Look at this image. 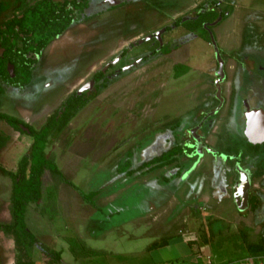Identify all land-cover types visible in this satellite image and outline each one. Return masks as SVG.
I'll return each mask as SVG.
<instances>
[{
    "label": "rangeland",
    "instance_id": "rangeland-1",
    "mask_svg": "<svg viewBox=\"0 0 264 264\" xmlns=\"http://www.w3.org/2000/svg\"><path fill=\"white\" fill-rule=\"evenodd\" d=\"M158 10L163 12L162 9ZM11 11L12 8L6 14L9 15ZM186 11L190 10L173 8L170 9L169 14L163 16L162 13L159 15L156 9L148 8L145 13L143 12V17L146 16L143 20L145 24L138 15L140 19L138 25L141 29H147L151 20L150 15L154 16L153 21L151 20L153 27L150 29L154 31L157 25L171 24L176 17L185 14ZM110 15H112L109 23L111 26L115 24L111 23V19L117 21L119 17H117L118 13H111ZM130 17V13L126 15V18ZM87 27L89 28L86 24L79 23L55 45L54 49L51 48L54 51L53 54L55 51L58 54L62 52H58L57 47L64 41L66 43L64 47H70L73 43L69 45L68 43L78 41L76 52L79 54L88 51L91 54L96 44L94 43L92 46L89 43L91 33H88L90 29ZM95 30L92 34L96 38L98 32ZM179 37H181L179 32H170L167 36L173 40L174 43L172 44H178L181 41ZM197 37L198 39L192 43L188 42L181 46L173 55L162 56L154 61H151V57H147L145 58L147 59L146 63L140 62L141 64L133 67L130 72L112 78L109 86L97 93L63 131L53 133L50 136L46 153L50 158L55 159L59 170L67 181L72 182L86 195L100 188L106 191H102L103 194L117 192L121 195L110 205L109 212L115 213V210L119 209V217H114L111 226L112 229L118 225L122 228L110 232L106 237L92 238V241L89 238L91 248L105 251L106 254L102 256L89 255L91 259L80 261V264H237L246 257L245 241L240 237L241 235L237 234L241 228L237 230L238 227L235 223L233 225L228 223L229 231L220 234L214 233L211 227L197 231L201 228L202 217L204 216H206L204 224H207V227L214 223H211L214 215L219 214H215V210L221 209L222 216L225 213L238 217L235 203L232 201L230 183L225 178L220 184L218 183L220 178L213 173L212 180L206 182L207 184L204 186L205 198L202 197L204 207L199 206L200 208L195 210L196 216H191V224L194 227L192 230L195 234L190 232L189 235L192 238L190 242L194 245L188 246L186 242H183L186 237L184 236L186 235V227L179 228L182 226L179 224V220L183 218L177 219L179 210L173 209L168 214L169 222L166 223L165 228L164 219L159 217V214L166 212L169 209L168 206L155 212V215L151 217V225L146 226L144 214L147 211L146 208L150 206L146 200L151 198L150 194L154 190L148 185L144 186L138 183L126 189L121 182L123 176H117V165L126 159L127 153H133V166L156 156L160 146L164 147V144L160 143L158 139L167 136L165 135L167 125L178 116V113H184L188 106H191V109H198L202 105L204 97L201 95L204 92L202 88H200V92L198 87L202 86L203 83L199 84L200 82H198V70L210 75L211 78L207 76L205 81L213 80L217 58L214 47L206 40ZM85 41L88 45H84ZM121 41L122 39H115L114 43L109 42L111 47L114 46V49L113 52L107 53V56L99 54L91 57L92 55H90L87 66L93 65V69L103 67L105 60L107 61L119 53L121 45L127 46L129 44V41H125L118 47V42ZM185 49L187 51L183 53ZM102 53L105 54L106 52L103 51ZM63 56L66 57L65 54H59V56L55 54L51 58L45 59L43 66L48 65L52 69L66 71L69 65L63 63V67L59 68L57 67L58 63L54 62V60H62ZM138 57L132 56V61ZM177 61L188 63L192 68L198 69L185 74L180 79L173 80L171 67ZM37 68L39 74L40 65ZM50 72L52 70H47L45 73ZM34 85L28 92L38 96L37 84ZM203 86L205 93L208 92L210 84L205 82ZM65 93V89H56V93L51 94L49 99H43L40 104L42 110L35 109L33 112L31 110H14V107L10 106L13 99L11 100L9 97L8 99L5 96L2 98L3 105L0 110L22 119L37 129L64 98ZM0 129L10 138L6 148L0 152V164L10 171H15L19 159L28 152L32 140L28 136L13 132L4 123H0ZM162 173L164 171L158 172L159 175ZM147 181L148 178L143 180L144 183ZM187 181L192 183L194 181L193 176ZM161 189H163L162 186L159 187V190ZM10 194L11 180L0 173V223L2 224L9 221ZM61 194L63 198L59 200ZM76 194L82 199L81 195L74 192L68 184L61 183L48 172L44 174L43 199L39 205H31L26 215V223L29 229L40 237L37 238L40 240H38V245L32 255L33 264H59L58 260L53 258L54 252L51 246L48 248L44 245L43 237L46 236L52 241L55 240L54 236L56 235L79 237V233L75 230L74 218L75 216L78 217L76 213L78 215L80 212L84 214L85 209L89 207L86 206V201L83 202L85 205L78 203L80 206L76 205L75 200L74 202L70 201L69 198ZM192 198L194 196H190L189 199L191 206L194 203ZM196 198L199 201L201 199L200 196ZM255 200V196H251V202ZM161 204L162 201L160 202V200L156 203L158 208ZM198 213L202 216L201 218L198 217ZM142 215L144 220H138L136 225H129L128 220L136 216L141 218ZM184 216L187 218V215ZM174 217H177L175 218L177 220H174ZM223 217L225 220L227 219L226 215ZM83 218L79 217L78 224ZM250 218L251 215L242 223H245L246 220L251 221ZM258 218L261 219V216L259 215ZM88 224L93 223L86 219V225ZM94 224L97 223L94 222ZM217 225L214 223L212 227L216 230H222L226 227L223 224L222 226L218 225L220 227L218 228ZM93 234L98 235V232L95 230ZM255 236L256 234L252 232L247 235L249 240H254ZM162 243H166L167 246L155 247L156 245L162 246ZM150 244L152 246H149ZM62 246H65V241ZM80 250L84 251V248ZM67 251L69 252V249ZM78 253L81 254L76 251L75 255L77 256ZM15 258L14 238L0 231V264H15ZM63 258L67 262H72V258L66 250L63 252ZM21 261L25 264L27 259L22 257Z\"/></svg>",
    "mask_w": 264,
    "mask_h": 264
},
{
    "label": "flooded vegetation",
    "instance_id": "flooded-vegetation-1",
    "mask_svg": "<svg viewBox=\"0 0 264 264\" xmlns=\"http://www.w3.org/2000/svg\"><path fill=\"white\" fill-rule=\"evenodd\" d=\"M9 1H10V8H12L13 10L16 7V4H15L16 0H12V1L9 0ZM55 1H57L58 3H64L68 1L71 4L73 0H55ZM83 3L84 2L82 0H79L78 2V4L81 6L83 5ZM85 4L86 6L83 9H81V11L78 10L77 12H75L76 20L70 26V28L64 34L59 36L55 41H53L44 50L42 56L38 59L35 69L33 70L32 80L28 84V86H26L24 89H19L17 87L8 86V85L5 86V94L2 95V98L6 96L7 98L9 97L11 100L13 99L12 100L13 103L10 106L14 107V110H18V111L31 110L33 112L35 109H37L41 111L42 109H40L41 107L40 104L42 103L43 99H49L50 95L55 94L56 89L58 90L59 88L66 90L65 96L60 101V103L55 107V109L49 115H47L43 124H45V122L47 121V118L55 110L60 108V106L67 99V97H69L72 94H76L77 97L81 100L82 99L87 100L86 103L88 104L97 93H99L100 91L104 90L105 88L109 86L110 82L112 81V78H115L117 76L120 77L130 72L133 67H135L136 65H140L141 64L140 62L144 61L143 63H146L145 61H147V59L145 58L151 57V61H154L162 56L173 55L174 53H176V51H178L181 48V46L185 45L188 42L192 43L193 41L198 39L197 37L199 36L198 33L190 32L187 29V27L183 25V23L185 21L196 19L200 15V13L207 12L210 7H214V6L219 7L218 0H207V1H200V0H86ZM18 5H19V2H18ZM148 8L156 9L157 13L159 15L160 13H162L163 16H165L166 14H169L170 9L172 10L173 8H178V9L180 8L181 10L183 8H186L190 11H186L185 14H182L176 17L172 21L171 24H164L160 26L157 25L158 27L156 26L154 28V31H151L150 29H152L153 27L152 19L155 18L154 16L152 17L150 15V18L152 21L151 20L149 21L147 29H141V27L138 25L140 22L138 15L140 16L141 21L143 22L144 18L146 17V16L143 17V12L145 13ZM158 9H162L163 12H159ZM167 10L168 12H166ZM219 10L221 11L220 8ZM111 13H118L117 17H119V19L117 21L111 19V23H115V24L110 26L109 23H110V16H112L110 15ZM129 13L131 14V17L133 16L134 18H131V17L126 18V15ZM10 14H12V11ZM218 22L219 21L213 22L211 26H209L210 29L207 28L208 33L209 31L213 33V27L216 24H218ZM79 23L81 24L84 23L87 26H89V28L87 27L88 29H90L88 33L89 34L91 33V36H90L91 39L89 43L92 46L94 45V43L96 44V47L94 48V50L96 51L93 50L91 54L88 51L86 53L78 54L76 52L77 51L76 44L78 43V41L68 43V45L73 43L70 47H64L66 44L64 41L59 45V47H57V50L58 52L62 51L59 54L61 55L65 54L66 57L63 56L62 60L61 59L59 61L54 60V62L56 61V63H58L57 67L59 68L63 67L62 66L63 63L65 65H69L68 69L66 71H63L61 69L59 70L52 69L48 65H47L48 67L43 66V61L45 59L51 58V56L55 54L59 56L57 51H55V53L53 54L54 51L51 50V48L54 49L55 45L58 44V42L62 40L63 37L69 31L74 29V27H77ZM143 23L145 24V22ZM94 30L98 32V35L96 36V38L92 34ZM170 32H173V33L179 32V34L181 35V37H179L181 38V41L178 44H172L174 43L173 40L170 38H167ZM115 39L116 40L122 39L121 42H118V47L121 45L122 42L125 43V41H129V44L127 46L121 45L120 47L121 50L119 51V53L115 57L111 59H107V61L105 60L103 67H101L100 69H93V65L87 66L88 65L87 61L89 59L88 57H90V55H92L91 57H93V55H99V54L101 56L102 55L107 56L106 55L107 53L109 54V52H113L114 46L111 47L109 42L112 41L114 43ZM131 39H133V41H131ZM84 45H88L86 41ZM166 50L167 52H165ZM103 51L106 53L105 54L102 53ZM186 51L187 49H185L183 53H185ZM132 56H139L138 57L139 59L137 58L136 60L132 61ZM183 64L184 63H180L177 61L172 65L171 69L173 73L172 78H174L173 80L180 79L185 76V74L176 76L175 68H177V70H180L182 69L183 66H185ZM39 65H40V69H39V74H38L37 67ZM47 70L48 71L52 70V72L46 74L45 72H47ZM155 72H157V69H155ZM99 73L101 74V76H99L100 79L95 80V76H97V74ZM223 73L225 76L224 62H223ZM155 76H158V75H155ZM207 76L208 78H211L210 75L206 73H200L199 76H197V78H199L198 80V82H200L199 84L203 83V85H205V82L210 84L208 92L206 93L203 88L204 87L203 85L198 87L199 89L202 88V91L204 92L203 95H201L202 97H204L202 99L204 100L201 103L202 105L198 107V109H191V106H188L187 109L185 110L186 112L184 111V113H180V114L178 113V116L175 117L173 121H171L166 127L165 131H167V133L165 135L167 136H165L164 138L158 139L160 143L164 144V147L160 146V148L158 149L159 151L158 154L154 157L152 156L151 158L146 160V162L144 161V163H148L149 161L161 156L162 154H164L165 152L171 150L172 148L176 146H181L183 148V153L178 156V161H176L175 163L169 166L154 169L150 172L136 171V174H137L136 178L137 177L139 178L140 175L142 176L149 175L150 173L153 174L151 176H155V174L157 173L160 182H161L160 180L161 176L158 174V172L164 171V174L168 176V183L162 182L163 185L166 186L167 188L165 187L161 189V191L158 189V192L162 196H167L166 194L170 195V193H176V190H179L181 189V187H184L186 189V193H185L186 197L194 196V198H196L197 196H200V197L205 198L204 186L207 184L206 182H208L209 180H212L213 173L217 174L215 170L216 165L219 164L220 161H226L233 157L231 155L229 156L224 151H217L216 149H214V146L208 142V138L213 137L215 135V132L218 131L217 129H219V127L217 125H219V121H218L219 113H221L223 109L225 110L227 105H225L224 100L222 98V94H221L222 92L221 83L223 81L224 76L222 77L221 81L218 83L219 88H220L219 91L216 86V83L219 79L217 62H216V72H215L214 79L213 80L209 79L211 81H208V80L205 81V78ZM11 77H13V74ZM34 84H37L36 87L39 91L38 96H35L34 93L29 94L28 92V90L31 87L35 86ZM104 85L106 87H104ZM98 87H104V88H101L98 90ZM200 92H201V89H200ZM86 105L84 107H86ZM76 115L72 119H74ZM27 125L31 126L29 124ZM22 126L23 125H21V127ZM26 128L28 129V127ZM227 130L229 132L230 128H227ZM26 133L29 134L30 131ZM231 133H232V130H231ZM155 135L158 136L157 134ZM218 135H219V132H218ZM25 136H28V135H25ZM226 144H230L231 146L236 147V142L234 144L232 142L231 143L226 142ZM132 156H133V153H132ZM124 161H122L121 164ZM144 163H142L141 166ZM207 165L210 166L209 171H205L206 170L205 167ZM239 171L245 173V171H243L242 169L240 168L237 169V175L235 177L236 180L230 187V192L232 195L233 203L236 202V198L240 199L239 192L233 188L234 185L237 182H239V178H240ZM119 175L121 174L118 173L117 176ZM191 176H193V180H194L192 183L187 181ZM125 178H128V177H125ZM248 179L250 181V188L248 190L249 197H248L247 207L244 208L243 203L240 204V206L238 207L235 203L234 204L236 206L235 209L238 212L236 215H238V217H234L233 214L224 213V215L227 216V219L225 220L223 217L224 215L222 216L221 213H219L218 215H214V218L211 221V223L214 222L215 224H218L221 226L223 224L226 225L224 229L222 230L214 229L212 227L214 223L212 224L210 223L211 225L207 227V224H204L205 223L204 219L206 218V216L202 217L200 213L198 214L199 218L201 217L203 218L202 220L203 222L201 224L200 230H205V228L211 227L214 233L220 234V233L229 231V228L227 227L228 223L232 225L235 223L237 225L236 227H238L237 230L241 228V230H238L237 234L239 236L241 235L240 237L244 239L246 251H247L248 245H255V244H258L260 241L264 240V198H263V194L253 192L252 180H250L249 176H248ZM168 188H169V191L167 190L168 191L167 193L162 192V190L166 191V189ZM251 196L252 197L255 196L257 199L251 202ZM194 198H192V200ZM202 204H204V200L202 198L200 199V201L198 199H194V203L192 206L190 205V203L189 205H187L185 213L190 212L192 213L193 216H196L195 210H197V206L202 205ZM187 214L188 213H186V215ZM250 215H251V218H250L251 221L246 220L245 223H242V221H244V219L248 218ZM259 215L261 216V219L258 218ZM188 217H187L188 219H191V216H188ZM237 218L238 220H236ZM218 225L217 227L220 228ZM250 232L256 234L254 240L253 239L249 240V238L247 237L248 233L250 234ZM255 262H258L259 264H264V257H258L257 259H255V258H252L246 255V257L244 259H241L239 263L237 264H244V263L245 264H248V263L255 264Z\"/></svg>",
    "mask_w": 264,
    "mask_h": 264
},
{
    "label": "crops",
    "instance_id": "crops-1",
    "mask_svg": "<svg viewBox=\"0 0 264 264\" xmlns=\"http://www.w3.org/2000/svg\"><path fill=\"white\" fill-rule=\"evenodd\" d=\"M218 4L223 13V19H220L218 24L213 27V35L224 62L225 76L221 83V94L227 107L219 113V125H217L219 129H217L218 131L215 132L213 137L208 138V142L212 144L217 151H224L229 156H233L231 159L220 161V163L216 165L215 170L218 178H220L218 183L222 184L225 178L228 183H230L229 186L231 187L236 180L237 169L240 168L245 171L250 180H252L253 192L263 194L264 198V142L261 144H251L247 139L251 138L252 141L257 142L261 140V137H264V131L257 129L260 125L264 126L263 114L255 112L264 111V0H218ZM183 65L190 68L189 73L193 70L197 71L198 69L192 68L188 63H184ZM200 73V70H198V74ZM248 111H251L250 120L246 117V115H249ZM227 128H230L229 132ZM226 142H232L233 144L236 142V147L226 144ZM142 163H144V161ZM120 164H118L117 167ZM141 164L137 166L132 165L133 170L138 169ZM205 169V171H209L210 166L207 165ZM136 175L135 173L134 176L125 178L126 176L121 174L120 176L123 177H121L122 181H120L126 189L138 183L144 186L148 185L154 190L150 194L151 198L146 200L150 203V206L146 208L147 211H145L144 214L146 226L151 225V217L155 215V212L161 210L163 207L167 208L168 206L169 209H165L167 210L166 212L159 214V217H163L164 219L163 223L165 228L166 223L169 222L168 214L172 212L173 209H175V211L179 210V215L177 214L179 218L177 219L183 217L182 220H179V224H182L179 228L186 227V235H184L186 237L183 239V242H186L188 246H193L194 243L190 242L192 238L189 233H194L192 230L194 227L191 224V219L184 216L186 215L184 212L187 205H189L190 199V196L186 197L185 195L186 189L181 187V189L176 190V193L162 196L158 192V187H166L163 183H168L167 175L164 173L160 174L161 182L159 181L157 173L155 176H151L153 175L151 173L144 176L140 175L139 178H136ZM146 178H148V181L144 183L143 180ZM102 191L103 189L101 188L93 191L96 192V194L92 199V204L86 202V206L89 208L85 209V215L80 212L79 215L76 213L78 217L75 215V218L71 216L74 218L75 230L79 233V237H75V235H66V237L65 235L63 237L56 235L53 241L49 240L46 236L43 237L42 240L46 247L49 248L51 246L53 252L60 253V257L57 259L59 264H80V261L90 260L91 258L89 255L102 256L106 254L105 251L91 248L89 238L92 241V238L106 237L110 232L122 228L118 225L115 229H112L111 226V221L114 217H119V209H116L115 213L109 212L110 205L115 202L116 199H119L121 195L119 193L117 194V192H107L103 194V192L106 191ZM168 191L167 189L166 191L162 190L163 193H167ZM72 197L69 199L73 202L75 200L76 205L80 206L78 203L85 205L83 203L85 201L77 194ZM62 198V194L59 195V200ZM255 199L257 198L255 197ZM158 200H160V202L163 200L160 208L156 205ZM203 205L199 206L203 208ZM199 206H197V209ZM220 212L221 209L215 210V214ZM188 216H192V214L188 212L187 217ZM79 217L84 218L81 220V223L79 222L78 224ZM140 217L141 218H138V216H136L128 220L129 225H136L138 224V220H144L143 215ZM175 218L176 217L173 219L177 220ZM86 219L90 220L93 224L86 225ZM94 222L97 224L95 225ZM95 230L98 232V235L93 234ZM199 230L200 229H197V231ZM36 237L40 238L37 235ZM64 241L65 246H62L64 245ZM149 246H152V244ZM164 246H167V244L165 243L162 246L156 245L155 247ZM81 248H84V251H81ZM68 249L69 252L67 251ZM65 250L71 256L72 262H67L63 258V252ZM76 251H79L81 254L78 253L76 256Z\"/></svg>",
    "mask_w": 264,
    "mask_h": 264
},
{
    "label": "trees",
    "instance_id": "trees-1",
    "mask_svg": "<svg viewBox=\"0 0 264 264\" xmlns=\"http://www.w3.org/2000/svg\"><path fill=\"white\" fill-rule=\"evenodd\" d=\"M82 1L84 3L81 6L78 4L79 0H73L71 4L68 1L58 3L55 0H16V7L10 16L5 14L11 9L9 0H0V108L5 86L19 89L28 86L44 50L75 22V12L81 11L86 6V0ZM219 18L223 19V13L218 6H214L207 12L200 13L196 19L185 21L183 25L190 32L198 33L202 39L210 42L207 28L210 29L209 26ZM8 66L13 67V77L7 70ZM175 70L176 76H180L186 74L190 68L183 66L182 69L175 68ZM99 76L100 73L95 76V80H99ZM104 87H98V90ZM86 102L87 100L79 99L76 94L70 95L60 108L47 118L45 124L37 129L0 110V123H4L16 133L30 136L32 140L28 152L20 158L15 171H10L0 164V173L11 180L9 221L0 223V231L14 238L15 264H24L21 261L22 257L27 259L25 264H33L31 259L38 245V239L29 229L26 215L31 205H39L43 199V177L46 172L61 183L68 184L84 201L92 204L96 192L87 195L82 193L72 182L65 179L55 159L50 158L46 153L50 136L63 131L87 104ZM21 125L28 127L30 133L24 132ZM9 140L10 138L0 129V152L6 148ZM182 153L183 148L176 146L144 163L137 170H133L130 160L132 153L129 152L117 171L126 177H132L136 171L150 172L169 166L178 161V156ZM52 255L55 260L60 257V253L55 252ZM247 256L255 259L264 257V240L255 245H248ZM255 264L259 263L255 262Z\"/></svg>",
    "mask_w": 264,
    "mask_h": 264
},
{
    "label": "water",
    "instance_id": "water-1",
    "mask_svg": "<svg viewBox=\"0 0 264 264\" xmlns=\"http://www.w3.org/2000/svg\"><path fill=\"white\" fill-rule=\"evenodd\" d=\"M220 18L217 20L219 21ZM209 37H210V44L214 47L215 49V54H216V58H217V64H218V76H219V79L216 83V86L218 88V91L220 90L219 88V85L218 83L221 81L222 77L224 76V73H223V60L221 58V55L219 53V50H218V47L216 45V42H215V38H214V35L211 31H209ZM8 72L11 74H13V67L12 66H8ZM255 112H260L261 114H263V118H264V111H255ZM248 114L249 115H246V117L250 120V117H251V111H248ZM251 122V121H250ZM261 126V127H260ZM257 129L258 130H263L264 131V126L260 125ZM23 131L25 132H28L29 130L26 128V127H21ZM256 128V127H255ZM257 130V131H258ZM264 138V137H263ZM249 139V142L251 144H261L264 142V139H261L260 141H252L251 138H248ZM239 182H237L235 185H234V189L237 190L239 192V196H240V199H237L236 198V205L239 207L240 204L243 203L244 205V208L247 207V204H248V197H249V188H250V181L248 179V175L245 174L244 172H241L239 171Z\"/></svg>",
    "mask_w": 264,
    "mask_h": 264
},
{
    "label": "bare ground",
    "instance_id": "bare-ground-1",
    "mask_svg": "<svg viewBox=\"0 0 264 264\" xmlns=\"http://www.w3.org/2000/svg\"><path fill=\"white\" fill-rule=\"evenodd\" d=\"M263 135H264V134H263ZM263 135H262V136H263ZM262 138H263V137H261V139H262Z\"/></svg>",
    "mask_w": 264,
    "mask_h": 264
}]
</instances>
